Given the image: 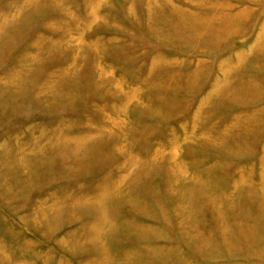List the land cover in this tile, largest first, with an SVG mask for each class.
Masks as SVG:
<instances>
[{
  "label": "rangeland",
  "instance_id": "1",
  "mask_svg": "<svg viewBox=\"0 0 264 264\" xmlns=\"http://www.w3.org/2000/svg\"><path fill=\"white\" fill-rule=\"evenodd\" d=\"M0 264H264V0H0Z\"/></svg>",
  "mask_w": 264,
  "mask_h": 264
}]
</instances>
